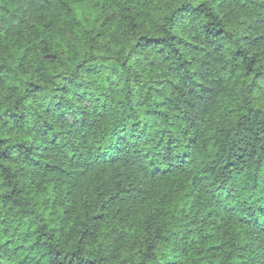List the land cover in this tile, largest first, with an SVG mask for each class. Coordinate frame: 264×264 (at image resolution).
<instances>
[{
	"label": "trees",
	"instance_id": "obj_1",
	"mask_svg": "<svg viewBox=\"0 0 264 264\" xmlns=\"http://www.w3.org/2000/svg\"><path fill=\"white\" fill-rule=\"evenodd\" d=\"M0 264H264V0H0Z\"/></svg>",
	"mask_w": 264,
	"mask_h": 264
}]
</instances>
